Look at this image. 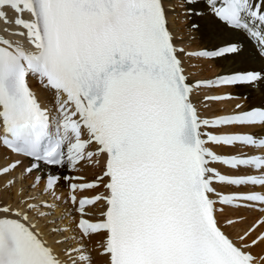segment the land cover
<instances>
[{"label": "snow or ice", "instance_id": "6c2138e0", "mask_svg": "<svg viewBox=\"0 0 264 264\" xmlns=\"http://www.w3.org/2000/svg\"><path fill=\"white\" fill-rule=\"evenodd\" d=\"M204 2L264 57V0ZM0 19L14 23L13 35L21 38L0 35V147L32 161L21 170L16 205L0 204V264H94L84 244L93 235L101 238L103 264H256L251 248L264 243V235L246 241L264 220L237 242L224 228L244 218L222 223L218 214L226 208L264 212V106L202 115L201 108L232 94L201 90L254 85L264 81V69L192 79L181 59L235 56L241 44L225 40L212 50L185 53L174 43L164 0H0ZM30 78L53 93L54 109L42 106ZM225 126L239 130L221 131ZM93 144L96 151H88ZM221 147L236 151L219 154L215 149ZM97 154L107 157L102 175L70 188L103 182L107 194L69 198L81 215L80 234L53 227V233H70L55 242L63 245L58 252L30 214L51 217L46 223L52 225L72 215H56L61 177L45 173L40 194H50L51 201L26 194L23 181L41 165L74 169ZM22 163L0 166V176ZM41 179L36 176L28 187ZM100 201L102 218L84 219L85 206Z\"/></svg>", "mask_w": 264, "mask_h": 264}, {"label": "bare ground", "instance_id": "6f19581e", "mask_svg": "<svg viewBox=\"0 0 264 264\" xmlns=\"http://www.w3.org/2000/svg\"><path fill=\"white\" fill-rule=\"evenodd\" d=\"M177 2V1H176ZM175 0H164L166 15L169 19V28L173 33L175 40V45L178 47H182L187 50L189 47L190 50H203L209 49L212 50L214 46L222 45L223 41L228 40L232 42H237L243 46L242 51L239 55L235 56H228L226 58H216L214 60H205L203 59L204 63L200 61L201 59L192 58L189 56H185V54L181 55V59L184 62V65L187 69L186 73L190 74L192 79H213L217 74H227L232 69H249V70H261L264 69V57L259 54L258 49L252 43V41L248 40L241 34H236L225 28L219 20H217L213 15L210 14L208 7L204 0H198L195 4H189L186 0H178L180 7L183 8H175L170 9L176 3ZM180 10L184 14L180 15ZM8 17L10 20H14V13L9 9ZM190 15L192 20L190 22H185L186 24L181 23L183 20H186V15ZM194 13H202L201 15H196ZM179 15V16H178ZM25 18H30L27 13L24 14ZM177 19V20H176ZM192 24H196L198 26L197 29H193L191 27ZM10 29L9 31H1V27L4 28L6 26ZM4 26V27H3ZM6 29V28H5ZM191 29V30H190ZM17 30V26L14 23H5L3 19H0V35H6L9 39L12 38V33ZM198 36V37H196ZM18 40V36H14V39ZM206 64H211L214 68L212 72L207 71L208 68L205 66ZM195 64V68H189L188 65ZM194 73V75H193ZM33 83V91H35L39 101L42 103L43 106L49 107L54 106L53 104V93L44 89L42 86H36L37 83L35 80H32ZM219 90L228 91V93L232 94V99L219 101L216 103H210V107L208 109L201 108L202 115H214V114H222L228 111L239 110L235 108V105L240 104L243 107L240 109H250L251 107H259L264 106V81H260L254 85H238V86H227V87H218ZM206 91L202 90L201 92H205L209 94L215 91L213 94L220 93L218 90L216 91L215 88L205 89ZM202 94V93H201ZM247 94L246 97L243 96ZM223 107L226 109L223 110ZM229 130H236L234 126L228 128ZM238 130V129H237ZM97 145L93 144L88 151H95ZM217 150L221 151L222 153H232L235 152V149L228 148V147H221L217 148ZM242 151L244 149H241ZM96 156V155H94ZM98 165L95 167H91L89 162L83 161L77 164L76 167L81 168V171L74 172L73 168L64 166L59 168H40V170L33 171L31 175L27 177L25 181H23V186L26 184L31 183V179H33L39 174L43 177L40 180V185H37L36 188L44 187L47 176L45 175L46 172H51L53 174L59 175L61 177L59 183L56 185L55 194L64 196L65 191L68 193L73 192L70 188V184H80V183H89L95 180V175L100 174L102 172L101 163L106 159L104 154H99ZM12 160H22L23 163L20 167L16 168L15 170L9 172L6 175L0 176V204H13L16 205L19 196L15 194L12 196V190L16 192L19 187L21 186V181L16 182V179L13 180V183L9 185V181L15 177L17 173L21 172L25 166H29L32 162L20 158L18 156L12 155L8 150L3 147H0V166L7 165L11 163ZM221 169L223 171H227V168L221 165ZM82 172V173H79ZM82 177V179H71L65 181L63 177ZM32 191L34 190L31 188ZM104 189L103 182L100 184L99 187L92 188V189H84V190H75L74 193L77 195H89L97 192H102ZM228 190V189H225ZM41 192V191H40ZM48 195V194H46ZM44 195V197L46 196ZM21 207L23 205H20ZM101 207V203H98L96 206L86 208L84 210V214H87V218L92 219L97 212H99ZM67 208L70 210L72 215L69 217L68 222L75 226V233L80 234V231L76 228V219L78 212L74 211L73 204L67 203ZM226 213L223 215L224 217L227 216H234L238 217V220L243 217L242 223H237L234 226L226 227L225 229L232 235L238 236L240 233H243L244 230H247L249 226L252 224V221L259 216L264 215V212L260 213L254 210H247V209H240L237 213L236 210L231 208H226ZM58 212V211H57ZM33 216V215H32ZM247 216V218H246ZM67 217V218H68ZM30 218L32 219L31 215ZM33 218H36L33 217ZM34 223L37 224V228L43 233V238L48 241V243L55 248L58 252L60 251L59 245L55 243L57 241V237H53L54 235L49 233L46 230L47 225H43V220L41 219H32ZM70 224V225H71ZM264 229V226L258 227L255 231H253L247 238L246 242H251L253 238H257V235ZM86 247L91 250H87L90 252L94 264H103V257L100 256L98 253L101 251V238L99 236L93 235L91 239L84 240ZM96 241H99L96 244ZM251 251L254 255L259 256L261 263L264 264V257L261 256L264 253V243H259L257 246L251 248Z\"/></svg>", "mask_w": 264, "mask_h": 264}, {"label": "rangeland", "instance_id": "374dc122", "mask_svg": "<svg viewBox=\"0 0 264 264\" xmlns=\"http://www.w3.org/2000/svg\"><path fill=\"white\" fill-rule=\"evenodd\" d=\"M178 2V0H175V2ZM175 3L174 4V6H172L170 9L172 10V9H175V8H181L180 7V5H179V3ZM182 10H183V8H181ZM182 10H180V12L182 11ZM181 14H184L183 12H181L180 13V15ZM187 14V13H186ZM179 16V15H178ZM177 20V19H176ZM192 20V18L190 17V15L189 14H187L186 15V20H183L181 23H183V24H186L185 22L187 21V22H190ZM6 26V25H5ZM4 27V26H3ZM8 26H6V27H4V28H2L1 27V31H9L10 29H8L7 28ZM6 28V29H5ZM191 30V29H190ZM196 37H198V36H196ZM18 39H21L20 37H18ZM188 49L187 50H190V48L189 47H187ZM187 50H185V51H187ZM190 51H192V50H190ZM197 59H201V58H197ZM206 60V59H205ZM200 61H202L203 63H204V61H203V59H201ZM195 65V64H194ZM205 66H207V68H208V70L207 71H209V72H212V70L214 69L213 67H212V65L211 64H206V62H205ZM210 94V93H209ZM247 96V94H245L244 96H243V98H248V97H246ZM213 103H216V102H213ZM91 161H93V158H91ZM95 165H96V161H94L93 162V165H91V167H95ZM97 175V174H96ZM95 175V176H96ZM94 176V177H95ZM16 178L14 177L13 179H12V181L13 180H15ZM18 182H20V181H18ZM30 184V183H29ZM29 184H26V185H24V188H25V191H26V194H29V195H32V196H35L36 197V200L37 201H40V197H38L39 196V194L37 193V191H31L32 189L30 188V187H28V185ZM33 189H35V188H33ZM18 192H19V189L16 191V192H14V190H12V196H15V194L17 195V196H19L18 195ZM33 193V194H32ZM63 198H61V205L62 204H64V202H63ZM68 209V208H67ZM72 209H70V211H71ZM58 213H59V211L57 212L56 211V215L58 216ZM60 214V213H59ZM31 215V217H32V219H37L38 220V218H33V217H35L34 216V214H30ZM33 215V216H32ZM71 216V215H70ZM69 216V217H70ZM69 217H68V219H69ZM224 218V217H223ZM39 219H41V220H43L44 222H43V225H47V227L48 228H46V230H48V232L49 233H51V234H55V233H53L52 231H51V228H49V225H51V224H47L46 223V221L47 220H50L51 219V217H45V218H39ZM64 220V219H63ZM71 223H69V227L72 229V231L73 232H75L74 230H75V226H74V223H73V225L71 224ZM53 227H60V228H67V226H66V224H64V221H62V220H57V223L55 224V225H52V228ZM57 234H60V237H59V239H61L62 238V235H69L67 232H64L63 234H61V233H59V232H57ZM53 237H57L58 238V235H54ZM56 242V241H55ZM85 242V241H84ZM99 243V241H96V244H98ZM86 245V244H85ZM62 248V245H59V249H61ZM87 250H89V248H87L86 247V253L85 254H88V253H90L91 252V250H89L90 252H87Z\"/></svg>", "mask_w": 264, "mask_h": 264}]
</instances>
